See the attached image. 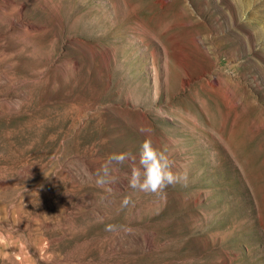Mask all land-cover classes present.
Listing matches in <instances>:
<instances>
[{"label": "rangeland", "instance_id": "1", "mask_svg": "<svg viewBox=\"0 0 264 264\" xmlns=\"http://www.w3.org/2000/svg\"><path fill=\"white\" fill-rule=\"evenodd\" d=\"M0 264H264V0H0Z\"/></svg>", "mask_w": 264, "mask_h": 264}, {"label": "clouds", "instance_id": "2", "mask_svg": "<svg viewBox=\"0 0 264 264\" xmlns=\"http://www.w3.org/2000/svg\"><path fill=\"white\" fill-rule=\"evenodd\" d=\"M141 134L148 137L151 129L141 127ZM129 162L130 176L128 186L134 190L145 193H158L169 185H175L181 181H187V173H177L172 170V162L165 151L153 146L150 138H146L139 152L138 159L129 153L113 154L106 164L96 172V183L98 186H104L110 183L109 165L113 162L124 164ZM128 203L127 200L124 201ZM113 226H107V230H112Z\"/></svg>", "mask_w": 264, "mask_h": 264}]
</instances>
